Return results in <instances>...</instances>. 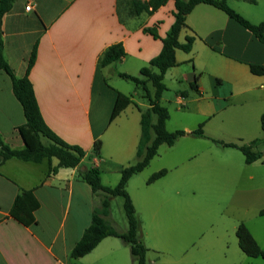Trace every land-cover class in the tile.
Returning a JSON list of instances; mask_svg holds the SVG:
<instances>
[{
	"label": "crops",
	"instance_id": "obj_1",
	"mask_svg": "<svg viewBox=\"0 0 264 264\" xmlns=\"http://www.w3.org/2000/svg\"><path fill=\"white\" fill-rule=\"evenodd\" d=\"M27 5L31 7L29 11L25 10ZM153 14H146L148 17L141 21L143 14L123 15L118 0H14L0 20L2 56L17 78L27 74L49 129L66 144L82 148L86 155L97 137L106 131L101 127L95 130L94 116L98 111L93 104L94 92L106 89L109 71L133 75L129 66L139 69L148 66L160 52V40L143 32V28L153 26ZM185 24L187 28L180 32L178 41L183 43L186 36H193L191 50L175 51L177 65L166 71L163 82L168 76L184 84L182 89L187 88L196 96L190 101L210 95L213 102L206 107L209 113L225 109L221 106L225 101L239 108L253 106L261 116L264 74H252L249 65L264 66V44L223 11L207 4L196 5L186 16ZM118 43L123 46L125 56L99 67L103 51ZM34 47L35 61L26 72ZM194 80L197 91L190 87ZM116 92L113 90L106 109L112 108ZM182 92L186 96L178 93L180 103L189 97L186 90ZM135 120L132 126L124 125L122 132L115 134L116 151L111 157L115 161L128 159L133 151L138 161L140 129L136 128ZM24 123L22 107L12 92V81L0 70V135L5 144L15 149L23 147L17 128ZM138 123L140 127V118ZM87 137L91 141L86 144ZM45 161L47 165H42L44 160L32 163L11 158L0 166V264L69 263L72 248L89 226L93 211L100 207L103 193H93L79 177L77 168L50 172L57 160ZM91 167L99 169L96 159ZM84 168L89 169L83 166L80 170ZM100 180L108 186L101 177ZM21 190H31L39 203L33 212L35 223L30 226L10 216ZM110 217L109 208L105 220L118 233H126L127 226L117 228ZM126 249L121 239L106 237L89 254L79 258L78 264H131Z\"/></svg>",
	"mask_w": 264,
	"mask_h": 264
},
{
	"label": "rangeland",
	"instance_id": "obj_2",
	"mask_svg": "<svg viewBox=\"0 0 264 264\" xmlns=\"http://www.w3.org/2000/svg\"><path fill=\"white\" fill-rule=\"evenodd\" d=\"M172 3L169 0L159 12H155L153 26H147L159 36L164 37L168 30L165 26L173 22ZM124 4L119 7L123 15L127 14ZM226 4L248 21L264 20V0H226ZM146 17L143 14L139 20ZM129 67L132 76L140 77L138 67ZM104 84L106 89L103 92H94L93 105L98 111L94 116L97 121L95 130L101 127L106 131L97 137L101 141L99 157L95 156L92 147L83 157L82 167L89 168L96 159L101 179L114 187L120 179L121 168L137 161L134 151L122 161L111 158L116 151L115 134L122 132L124 125L132 126L135 118L136 128L140 129L139 111L147 106V100L141 88L118 77L115 72L109 71ZM164 84L166 90L160 104L169 114L166 129L169 132L184 131L185 135L178 137L172 146H159L157 155L148 166L133 175L126 184V192L140 224L139 239L149 249L146 255L148 262L264 264L261 258H250L242 253L235 234L238 225L243 224L264 250V155L256 162L245 164L239 150L222 147L212 141L241 145L260 140L259 111L253 106L239 108L223 101L221 106L225 109L209 113L206 107L213 102L210 95L190 101L196 96L187 88L182 89L184 84H178L168 76ZM147 88L152 92L151 84L148 83ZM113 90L129 96L132 102L126 112L120 113L110 123L111 109H106V106ZM183 90L189 97L180 103L178 93ZM201 124L204 136L197 137L192 133ZM41 140L47 143L45 138ZM90 141L89 137L84 138L86 144ZM253 151L264 153V142H259ZM44 164L47 165L45 160ZM160 170H165L166 174L147 184V179ZM110 198V222L122 229L127 226L123 199L119 196ZM127 248V259L136 264ZM68 264H78V259L70 258Z\"/></svg>",
	"mask_w": 264,
	"mask_h": 264
},
{
	"label": "trees",
	"instance_id": "obj_3",
	"mask_svg": "<svg viewBox=\"0 0 264 264\" xmlns=\"http://www.w3.org/2000/svg\"><path fill=\"white\" fill-rule=\"evenodd\" d=\"M169 0H118V6L125 3L127 16L137 17L141 14L152 15L159 8L164 6ZM14 0H0V20L11 7ZM174 11L173 22L167 30L164 37H160L153 31V28H143V32L149 34L154 39L161 42V49L157 56L148 62V66L140 69V77H135L125 73H118V77L134 83L136 88L144 91V98L147 100L148 108L140 110V138L137 145L136 156L138 161L124 167L120 172V179L114 187L104 186L100 180V171L97 167L80 170L81 161L85 156L82 148L76 145H68L49 129L45 124L37 101L34 96L33 87L27 74L17 78L11 67L2 56V45L0 42V70L9 76L12 81V92L17 101L20 103L25 118L24 125L17 128V132L23 141L21 149L11 148L3 141L0 135V166L7 160L15 158L24 162L40 163L43 160L51 161L52 158L57 160V165L50 169L55 172L58 168H77L79 177L90 186L93 193L102 192L100 207L95 209L91 216L89 226L83 232L79 241L71 250L70 257L79 259L89 254L100 242L106 237H116L122 240L129 247L131 259L136 264H149L147 262L148 248L141 242L138 236L140 229L133 203L126 192L128 180L135 174L141 172L148 166L150 160L157 155V150L161 145L172 146L178 137L184 136V131L169 132L166 129V121L169 118L168 111L160 104L162 93L166 90L163 82L166 71L177 65L175 51L181 50L185 53L190 52L194 37L186 36L183 43L178 41L180 32L187 28L185 24L186 16L198 4H207L223 11L227 17L237 23L242 28L251 32L262 44H264V20L258 24H253L237 14L228 7L226 0H172ZM35 47L30 53L27 63L26 72L32 67L35 61ZM125 56L123 46L118 43L107 47L98 59L99 67H106L112 63L118 62ZM155 68L153 72L150 68ZM250 72L254 75H263L264 66L249 65ZM151 84L152 92L147 88ZM191 89L197 91L195 80L190 84ZM114 102L109 115L111 123L119 116L132 100L120 92L115 93ZM185 97L186 92H181ZM260 128L262 137L260 140L254 139L248 144L224 143L212 139L216 144L222 147H230L239 150L245 164H251L262 158L264 153L253 151V148L259 142H264V111L260 116ZM197 137H203L202 124L192 133ZM42 138L47 143L42 142ZM101 149L100 140L93 143V151L96 157H99ZM166 174L165 170H160L147 179V184ZM119 196L123 199V210L127 221V231L124 234L118 233L105 217L109 215L110 197ZM39 207V203L31 190H21L15 197L10 210V216L24 226H30L35 223L33 212ZM236 238L239 249L250 258H261L264 260V250H262L249 230L239 224L236 229Z\"/></svg>",
	"mask_w": 264,
	"mask_h": 264
},
{
	"label": "built area",
	"instance_id": "obj_4",
	"mask_svg": "<svg viewBox=\"0 0 264 264\" xmlns=\"http://www.w3.org/2000/svg\"><path fill=\"white\" fill-rule=\"evenodd\" d=\"M30 8H31V7H30L29 5L25 6V10H26V11H29ZM56 264H68V263H66V262H64V261H56Z\"/></svg>",
	"mask_w": 264,
	"mask_h": 264
}]
</instances>
